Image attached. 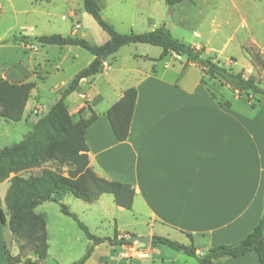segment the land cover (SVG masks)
<instances>
[{
    "label": "crops",
    "instance_id": "1",
    "mask_svg": "<svg viewBox=\"0 0 264 264\" xmlns=\"http://www.w3.org/2000/svg\"><path fill=\"white\" fill-rule=\"evenodd\" d=\"M144 12L150 30L160 27L154 21V14ZM164 26L171 31L168 24ZM80 34L86 37L84 33ZM4 40L0 44L9 43H3ZM251 42L261 47L264 58V47L258 39L252 36ZM187 43L204 48V53L210 57L214 51L212 46H206L209 39L205 44L197 39ZM123 47L104 60L107 65L99 73L83 78L65 100L75 120L81 115L89 117L92 110L99 114L86 132L90 167L101 177L132 184L135 196L131 208H137L149 219V229L136 233L141 237L158 235L188 244L190 239L185 233H191L198 254L210 247L244 238L264 215V100L256 104L243 98L230 85L214 81L211 85L204 83V74L198 64L174 52L162 56V47L155 55L132 53L128 58L119 59L116 56ZM223 49L217 51L221 53ZM93 59L94 55L89 57L84 67ZM214 60L221 64L218 55ZM178 61L180 66L174 64ZM235 62L231 56L223 66L232 68ZM1 78L12 83L33 80L25 66L11 67ZM208 85L216 92V97ZM130 87H135L138 92L135 111L128 138L119 141L113 133L107 110ZM224 90L232 91L234 102L224 98ZM39 93L37 83L24 118L19 122L9 121L10 126L23 128L24 135L38 119H32L27 113L32 98ZM58 97H53L51 104ZM31 169L18 174L26 176ZM14 175L11 173L0 182V210L5 216L8 211H5L4 198ZM3 184L6 186L1 189ZM104 194L91 203L102 202L104 205ZM117 232L119 238L135 234ZM6 234L7 227L0 217V264H8ZM177 235H182L184 240ZM102 244L111 246V256L101 259L99 255V264H151L156 262L159 252L163 253L160 246H154L150 241L144 248L147 250L145 259L133 257L135 259L130 263H122L124 249L129 245H111L105 241L95 246L88 260ZM139 244L134 246L142 250ZM169 261L173 260L170 258ZM212 264L260 262L255 252H249L240 257L215 260Z\"/></svg>",
    "mask_w": 264,
    "mask_h": 264
},
{
    "label": "rangeland",
    "instance_id": "2",
    "mask_svg": "<svg viewBox=\"0 0 264 264\" xmlns=\"http://www.w3.org/2000/svg\"><path fill=\"white\" fill-rule=\"evenodd\" d=\"M97 1L103 18L121 33L132 31L140 33L150 30L143 17L144 10H147L154 14L157 25L168 24L171 32L180 40L189 42L197 39L205 44L209 39L210 43L206 46L207 48L212 46L214 50L211 57L218 55V60L225 65L226 61L234 56L236 62L232 64V68L235 71L242 70L246 76L255 79L264 87V69L255 59L258 57L264 61L260 52L261 47L251 42L252 36H255L264 47V0H184L173 6H169L165 0ZM54 33L63 35L84 33L85 38L93 44H102L109 39V34L85 10L83 0H0V41L4 38L11 39L15 35L37 37ZM223 47V52L217 51ZM160 50L161 47L150 43H131L124 46L116 57L128 58L132 53L155 55ZM204 54L207 56L206 52ZM92 55L78 45L70 48L42 45L37 41L28 44L23 42L0 44V78L11 67L25 66L30 71L32 81L39 83L40 95H36L35 99L32 98L27 114L32 119L39 118L50 108L51 99L59 96L60 90L69 83L76 71L85 66ZM139 62L144 63V60ZM174 64L181 65L179 61ZM209 84L211 85V81ZM47 97H49L48 101ZM224 98L235 101L231 90H224ZM257 102L259 101L253 100V103L257 104ZM4 119L0 115V148L19 142L25 136L23 128L10 126V120ZM45 168L68 175L70 166L44 157L42 166L33 167L25 175L40 174ZM5 186L6 184H3L1 189ZM102 201L104 205L102 202L92 204L70 193L62 198V202L77 214L90 232L99 237L113 238L118 230L122 233L135 232L137 235L136 233L149 229L148 217L137 208H118L111 194H104ZM4 207L6 211L7 207ZM36 211L44 214L47 219L49 250L44 264H72L86 254L91 244L90 239L80 227L78 220L61 211L59 203L44 202ZM7 217H9L8 212ZM6 227L5 246L12 255L21 257V261L17 264H27V259L36 258L37 255L33 252L21 249V245L26 242L25 237L12 233L7 224ZM177 236L184 240L182 235ZM134 244L124 249L126 253L122 263H130L135 259L133 257H137L128 254L129 248ZM146 244L148 243L139 244L145 252H147L144 249ZM110 247L108 244L100 245L86 264H99V255L101 259L106 256L109 258ZM159 249L163 253L159 252L156 262L151 264H199L195 256L167 246H160ZM162 258L165 262H162ZM170 258L172 262L169 261ZM33 261L35 264H43L38 257Z\"/></svg>",
    "mask_w": 264,
    "mask_h": 264
},
{
    "label": "trees",
    "instance_id": "3",
    "mask_svg": "<svg viewBox=\"0 0 264 264\" xmlns=\"http://www.w3.org/2000/svg\"><path fill=\"white\" fill-rule=\"evenodd\" d=\"M184 0H165L169 6L176 5ZM85 10L90 13L98 24L109 34V39L102 44H93L80 34L63 35L60 33L45 34L37 37L12 36L5 39L7 42L37 41L42 45H78L94 55L93 61L77 71L69 83L60 90L59 97L51 104L33 124L31 130L22 140L12 145L0 148V182L10 179L4 201L9 218L0 210L1 222L8 225L14 234L25 237L26 242L21 245L22 250L28 249L38 256L39 261L48 257L49 233L47 219L44 214L36 211L37 207L47 201L60 204L61 211L72 216L85 231L91 241L86 254L72 264H84L92 255L96 245L108 241L111 245H132L127 242L128 236L99 237L90 232L88 226L81 222L76 213L62 202L64 195L70 193L87 202L97 200L104 193L112 194L117 205L132 209L135 189L132 184L119 180H110L99 176L89 165V145L86 140L88 127L94 123L99 114L94 110L89 117L80 116L75 120L71 115L66 98L74 92L83 78L94 76L102 68L103 61L117 52L122 46L131 43H150L163 48L162 56L174 52L186 56L187 61L194 62L201 67L203 82L209 81L221 85H230L248 101L264 99V87L255 79L244 75L243 71H234L233 68L223 66L213 57L204 54V48H197L175 37L166 26H160L146 32L121 33L112 24L103 18L101 7L97 0H83ZM264 69V61L255 58ZM35 81L12 83L0 78V115L10 121L19 122L24 118L25 109L36 88ZM212 95L216 92L208 85ZM137 89L130 87L123 96L107 110L113 133L119 141L128 138L137 100ZM228 103V102H227ZM81 109L80 113H82ZM68 165V175L53 169L45 168L38 175L28 177L18 174L19 171L42 166L43 158ZM190 239L189 244L181 243L169 237L153 235L151 243L154 246H167L171 249L195 256L199 264H212L215 260L229 257H240L249 252L258 255L260 264H264V215L255 228L244 238L232 242L222 243L208 248L205 253L198 254L194 242V235L185 233ZM133 235V234H131ZM8 264H17L21 261L19 255H12L6 249ZM27 264H35L31 259Z\"/></svg>",
    "mask_w": 264,
    "mask_h": 264
},
{
    "label": "water",
    "instance_id": "4",
    "mask_svg": "<svg viewBox=\"0 0 264 264\" xmlns=\"http://www.w3.org/2000/svg\"><path fill=\"white\" fill-rule=\"evenodd\" d=\"M183 59H186V56H184ZM150 241H151V236H142L141 237L139 235L133 234V235H130L129 237H127V242H143V243H148Z\"/></svg>",
    "mask_w": 264,
    "mask_h": 264
},
{
    "label": "built area",
    "instance_id": "5",
    "mask_svg": "<svg viewBox=\"0 0 264 264\" xmlns=\"http://www.w3.org/2000/svg\"><path fill=\"white\" fill-rule=\"evenodd\" d=\"M103 65L105 67L107 65V63L105 61H103L102 66ZM135 243H137V242H135ZM129 253H130L131 256H137V257H145V256H147V252L139 249L138 247H135L134 245L129 248L128 254Z\"/></svg>",
    "mask_w": 264,
    "mask_h": 264
}]
</instances>
